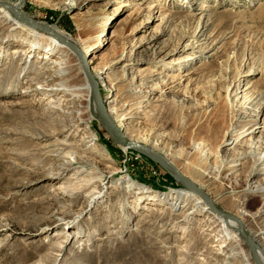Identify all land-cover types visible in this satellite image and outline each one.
I'll use <instances>...</instances> for the list:
<instances>
[{
  "label": "rangeland",
  "instance_id": "374dc122",
  "mask_svg": "<svg viewBox=\"0 0 264 264\" xmlns=\"http://www.w3.org/2000/svg\"><path fill=\"white\" fill-rule=\"evenodd\" d=\"M8 1L71 38L96 32L84 58L106 109L111 98L123 100L119 113L130 118L119 129L142 120L146 145L242 221L264 251L261 197L245 189L264 174L251 157L240 158L251 149L249 136L234 142L249 121L256 131L264 125V0ZM27 33L0 17V264H256L246 246L252 263L236 253L210 212L186 216L193 199L178 190L200 196L158 162L120 146L86 110L97 108L88 92L35 94L31 86L47 76L40 62L60 52L46 59L47 42ZM116 37L121 46L110 50ZM67 54L73 80L88 82L79 55ZM115 56H126L133 70L112 64ZM257 68L260 74L248 75ZM82 97L87 112L78 119ZM65 124L73 127L62 135ZM66 141L75 146L64 152L78 151L92 166L85 175L97 180L75 179L80 163L62 166L55 148Z\"/></svg>",
  "mask_w": 264,
  "mask_h": 264
},
{
  "label": "bare ground",
  "instance_id": "6f19581e",
  "mask_svg": "<svg viewBox=\"0 0 264 264\" xmlns=\"http://www.w3.org/2000/svg\"><path fill=\"white\" fill-rule=\"evenodd\" d=\"M21 5L22 4L20 2H17V1L11 2L8 0H0V6H3V7H0V17L2 19H4L5 21L7 20V23H10V25L13 27L28 30V33L26 35H28L34 41L39 42V44L42 41L47 42L46 48L48 49L49 52H47V55L44 56L46 59L50 58L48 53L54 54L56 52H60V54L57 57H52V58H50L49 61L43 60L40 62L39 67L42 71H44V73L47 74V76H46L45 80H43L41 82L38 81V84L35 87L31 86V89H33L35 91V94L44 95V96H47V95L51 96L55 93H58L59 95L62 94V96L66 97V95L68 96V94L74 95L76 93V94L81 95V93L83 94L84 92H88V96L85 99L89 100V102L91 104H94V101H95V99H93L94 95L92 97L90 92L92 91V94H93V88H95L97 91H99L101 82L98 80V77L96 76L95 72H92L90 70L89 65H88V67H89V72L92 76L91 77L92 81L89 80L88 73H87L88 71L85 67L83 69H85V75H86V78H87L89 83L85 82L83 84H78V83H76V81L73 80L74 74L71 73L70 69L68 68L66 60L68 59L67 53L70 52V53H73L75 55L76 52L71 47L66 45L62 40H67L73 46H75L81 52V57L80 56L79 57L85 59L84 57L86 55H88V52H90L92 47L95 46V44L93 43V39H94V34L96 32H93V33L89 34L86 38H82V39L71 38V37L67 36L56 25H48L47 26V25H44L40 22H37L36 20L33 19V16H30V15L26 14V11L25 12L23 11V8H22L23 6H21ZM8 9L13 11V13L23 22H26L28 25H30L32 27L42 29L48 33L40 31L36 28L29 27L26 24L21 23V21L18 20L10 11H8ZM42 27H44L45 29H43ZM90 27H91V25H90ZM91 29H98V27L96 25H92ZM104 29H106V26ZM193 36H194V38H198L199 34L195 33ZM96 37L98 38V36H96ZM116 38H118V41L117 42L114 41L111 44V46L109 47L110 50H113V49L121 46V39L119 37H116ZM34 47H35V45H34ZM82 50L85 51V55L82 53ZM76 55H78V54H76ZM124 59H126V56H117V57L115 56V59L112 61V64H114L116 66H118V65H121L123 67L125 66V74H127L128 72H130V70L131 71L133 70L132 67L130 66L132 64V62L123 63ZM133 63H135V62H133ZM260 72H261V70H259V68H257V69H254L253 71H250L248 75H255L256 73L260 74ZM148 75L151 76L152 74L149 72ZM231 86H232V84L227 87L228 97L230 95ZM251 86H253V85H251ZM251 86H247L245 89H248ZM239 92H243V90H240ZM99 93H100V91H99ZM236 93H238V92L235 91L234 94H236ZM100 96H101V94H100ZM101 99H102V97H101ZM83 100H84V98L82 97L78 102L80 109L78 108L79 110H77V112H78L77 118L78 119H80V118L84 119V115L86 114V112L90 111L91 112V113L89 112L90 116L93 115L104 126L111 129L112 137L118 142L117 136L115 135V132H114V129L112 128V126L108 120V116L111 117L112 119H114L113 121H115V124L118 128L121 126L122 123H124L125 119L130 118L127 115H123V114L119 113V111L121 110L119 104H120L122 98L119 96L111 98L109 100V104L107 105V109H106V106H105L104 101L102 99V103L105 107V112H103L100 108H98L97 105L96 106L98 109L95 108L94 106L93 107L90 106L89 109H86L87 111L81 109L83 107ZM55 101H57V100H55ZM250 101H252V99H250ZM51 102H53V101L51 100ZM74 103H76V101ZM52 107H53V105H52ZM57 107L60 108V106H57ZM76 107H78V106H76ZM61 110H62V108H61ZM68 114H70V113H68ZM144 114L145 113H143L142 118L146 117ZM139 117L140 116L135 115V119H138ZM75 118L76 117H74L72 119H75ZM65 120H66V118H65ZM263 121H264V118H263ZM142 123H143L142 120L141 121H139V120L133 121L132 119H130L129 121H127V125L125 126V129L123 131L121 129H119V130L121 131V135L128 140V143L121 144L118 142L119 145L121 144L120 146H122V147H129L133 150L139 151L140 153L144 154L148 158L153 159V161L161 164L169 172L170 171L172 172V168L170 165L173 164V162L169 161L168 158H166L162 153H160V152L156 151L155 149L146 145V144H149L151 142L150 141L151 136L147 135V134L146 135L143 134L144 133L143 131H145V127L142 126ZM69 126L70 125L65 124L64 128H62L59 133L63 135L65 132H68L71 129V127H73V126H71V127H69ZM245 128H246V130L242 131V133H240V135L235 137L234 142L237 143L241 139L249 136L248 140L251 141V149L248 152L241 155L240 158L245 159V157H251L254 161L253 168H256V173L257 174L258 173L264 174V166H263L264 165V147L260 152L254 151V149H255L254 147L256 146V144H258L259 142L264 143V125L261 124L258 127L259 130L256 131L255 128H252V124L249 121L246 124ZM154 141L159 142V140H157V139H155ZM60 144H62V143L59 142L58 146ZM225 144H228V142L224 141L223 145H225ZM74 146H75V144H73L72 142L66 141V142H63V146H59V147L55 148V150L58 152V154H63L62 155V157H63L62 166L66 167V166H69L71 164L80 163V164H82V169L75 172L74 173L75 177L74 176L73 177L77 180H80V181L81 180L94 181V179L97 180L96 178H98L99 175L93 176L92 173L87 174L91 178H89V179L84 178V176H87V175H85V172L88 171L89 168H91L92 166H90V163L87 162L86 158L78 156V154H79L78 151H76V150L73 152L70 151V153L68 151L64 152L65 148H71L72 149V148H74ZM146 149H150V150L154 151L156 153V155L155 156H149ZM101 153H103V152H101ZM232 163H235V161H233ZM174 166L176 167V169L181 174V176L176 175L175 178L178 179L185 187L192 190L193 192H195L196 194H198L201 197L200 198L197 195H195L192 192H189L188 190H185V189H179L178 190V195H177L178 197H186L187 200L193 199L192 200L193 208H191L190 210H188L186 212V216H191L194 212H196L198 210L204 211V209H205L207 212H210L220 222V228L219 229L221 230V232H223L224 237H226V239L232 240L234 242L235 251L238 255L239 254L244 255L246 257V259L252 263L251 259L249 258L250 253L247 251V249H248L251 252L252 258L256 264H264V251L254 241V237L250 234V232L248 230L244 229L242 221H240L235 216L229 215L230 213H228L226 210H223L221 208H217L214 205L212 199L198 185H196L194 182L189 180L188 177H186L179 170V168L176 165H174ZM236 166H238V164H235V165L232 164L231 167H236ZM224 168H225V165L222 166V170ZM231 173L232 172L226 173L225 177H228L229 174H231ZM79 175H82V177H80ZM252 182H256V183L255 184L250 183L249 185L246 186L245 189H247V191L250 193H254V194L260 196L261 201H262L261 204L263 205V208H264V178H262L261 180L252 181ZM194 188L201 190L206 196L205 197L201 196L197 191L194 190ZM202 198L211 207L212 212L207 207L206 203L204 202V200ZM263 214H264V210H263ZM241 229L243 230L244 234L241 233V231H240ZM245 246L247 249L245 248ZM253 253H255L257 259H255Z\"/></svg>",
  "mask_w": 264,
  "mask_h": 264
},
{
  "label": "water",
  "instance_id": "95a60500",
  "mask_svg": "<svg viewBox=\"0 0 264 264\" xmlns=\"http://www.w3.org/2000/svg\"><path fill=\"white\" fill-rule=\"evenodd\" d=\"M43 29H45L44 27H42ZM66 45H68L69 47H71L80 57H81V52L75 47V46H73L70 42H68L67 40H62ZM82 59V64H83V66L87 69V73H88V78H89V80L90 81H92V76H91V74H90V72H89V67H88V64H87V59H83V58H81ZM93 95H94V99H95V103H96V105L98 106V108H100L103 112H105V107H104V105H103V103H102V99H101V96H100V93H99V91H97L95 88H93ZM108 120H109V122H110V124H111V126H112V128L114 129V132H115V135L117 136V140H118V142L119 143H121V144H126V143H128V140L126 139V138H124L122 135H121V131L119 130V128L116 126V124H115V122L113 121V119L111 118V117H109L108 116ZM147 150V152H148V155L149 156H155L156 155V153L154 152V151H152V150H150V149H146ZM171 166V168H172V175L173 176H176V175H179V176H181V174H180V172L176 169V167L173 165V164H171L170 165ZM194 187V186H193ZM194 190L195 191H197L201 196H203V197H205L206 195L201 191V190H198V189H195L194 188ZM241 231V233L242 234H244V232H243V230L241 229L240 230ZM253 255H254V257H255V259H257L256 258V255H255V253H253Z\"/></svg>",
  "mask_w": 264,
  "mask_h": 264
}]
</instances>
